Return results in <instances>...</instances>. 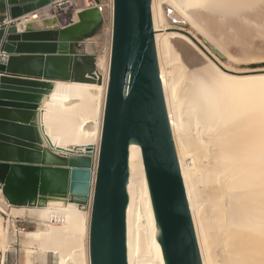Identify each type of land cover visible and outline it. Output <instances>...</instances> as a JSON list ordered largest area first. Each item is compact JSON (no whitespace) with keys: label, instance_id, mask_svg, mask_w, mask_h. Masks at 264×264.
Returning a JSON list of instances; mask_svg holds the SVG:
<instances>
[{"label":"bare ground","instance_id":"6f19581e","mask_svg":"<svg viewBox=\"0 0 264 264\" xmlns=\"http://www.w3.org/2000/svg\"><path fill=\"white\" fill-rule=\"evenodd\" d=\"M74 4L79 10L95 5L103 11L101 1L75 0ZM57 7L64 10L61 4ZM151 12L165 103L202 262L264 264V74L257 69L221 68L201 56L189 59L192 51L178 44L188 42L183 33L189 32L170 25L174 18L184 20L212 50L235 62L231 51L239 50H231L235 44L228 47L221 37L216 39L219 33L214 37L213 26L228 27L231 19L258 25L264 18V0H151ZM29 18L38 28L58 25L55 16L44 18L41 12ZM110 33L109 54L96 57L98 78L92 83L50 82L51 91L39 107L38 122L43 129L39 133L47 160L60 165L68 161L91 165L94 160L91 194L82 204L61 195L39 200L32 207H15L0 188V264H5L17 243L11 216L39 222L37 231L25 234V264H48L50 257L55 264H90L89 228L110 73ZM229 33L224 32L225 36ZM237 36L240 40L242 34ZM71 50L93 53L90 41L80 47L72 45ZM72 150L74 154L68 153ZM128 195V264H164L137 144L129 150Z\"/></svg>","mask_w":264,"mask_h":264},{"label":"water","instance_id":"95a60500","mask_svg":"<svg viewBox=\"0 0 264 264\" xmlns=\"http://www.w3.org/2000/svg\"><path fill=\"white\" fill-rule=\"evenodd\" d=\"M60 1L5 2L14 23L0 29V188L15 207L61 195L82 204L92 190L94 160L91 165L51 163L39 133V107L51 91L50 82L92 83L98 78L95 54L71 50L102 25L103 19L96 21L102 13L95 5L81 8L77 22L70 18L62 24L56 17L54 28L27 22L33 13ZM23 19L27 23L20 30ZM132 144L141 149L164 264H203L163 93L151 0L113 1L110 73L89 228L90 264H128Z\"/></svg>","mask_w":264,"mask_h":264},{"label":"rangeland","instance_id":"374dc122","mask_svg":"<svg viewBox=\"0 0 264 264\" xmlns=\"http://www.w3.org/2000/svg\"><path fill=\"white\" fill-rule=\"evenodd\" d=\"M73 1H75V0H73ZM100 1H101L100 6H102L101 9L103 10L102 11V19H103L102 25L99 27V29L97 30L95 35H93L92 37H89V38L85 39L84 41H82L83 43L90 41V43L93 47V54H95L96 57H97V55L98 56H103V55L107 56L109 54L110 43H111V33L110 32L112 30V27H110V26H112L110 0H100ZM76 6H78V5H76ZM76 6H73L71 8H68V6H63L64 10L60 12L58 7L54 5L51 8H49L48 11L44 10L43 12H41V14H43L44 12H48L49 13L48 16H50V17L55 16V17L60 18L62 24L66 23L67 20L70 18H73V19L76 18V22H77L78 21L77 13L79 12V9ZM48 16L45 15L43 17L48 18ZM261 19H260L261 23L259 22V24H262V27H260L259 24H258L259 26L256 24L252 25L251 23L241 24L239 20H235V19H231L230 22H228V24H229L228 27H227V25L221 26V24L218 25V23H217L218 27L221 26V27H219L220 29H217L218 30L217 33H216L217 25L215 24L213 26V29L215 28L214 29L215 32L213 31L214 37H217V36L219 37L216 39L220 40V37H221V40H225L224 41L225 43L228 44L229 42H231L228 45L226 44V46L230 47L232 44H235V45H237V43L239 44L236 47H235V45H233L234 47L231 46V48H230L231 50L232 49L235 50V48H236L237 51L239 50L238 53L242 51V54L240 53L241 55H237L238 53L236 51H234V53H233V51H231L232 54H234V56L237 58V61H235V62H229V60L227 59L226 56L225 57L222 56L223 57L222 59L219 58L213 52V50L210 49V46H208V44L206 43V41L204 40L202 35H199L196 31L192 30L190 28V26L184 25L186 23V22H184V20L180 21V18H179V20L177 18H174V20L170 22V25H171V27H174V28H184L185 30H187L189 32V34L183 33L184 36L187 38L188 42H178V44L180 43L181 46H184V45H185V47L187 46L186 49L188 51L189 50L192 51V54L190 55L189 59L197 57V56H201L203 59H205V61L207 63H213L216 66L221 67V68H222V66L232 67L233 69L239 70V71L257 69V70H261L260 74H264V71H263L264 70V54H262L263 49L261 48V47H264V18H263V20H261ZM178 21L182 22L183 24L179 23ZM235 23H237V24L235 25ZM238 23H239V25H238ZM233 24L235 25V27ZM237 26L240 28L237 29L238 28ZM244 27H246V28H244ZM223 28L226 31H224ZM231 28L232 29L234 28V29L231 30ZM235 28L238 30V32H237V30H235ZM256 29L258 31H256ZM221 30H222V35H224L223 37L220 33ZM239 30H240V32H239ZM251 30H253V31H251ZM254 30L256 32H254ZM223 31L225 32V34L231 32V33H229L230 36L226 35L227 36L226 37ZM246 31H247V33H246ZM174 32H176V31H174ZM232 32L233 33L235 32V34H233ZM218 33H219V35H217ZM253 33H254L255 37L253 36ZM241 34H242V36H241ZM245 34L246 35L251 34L250 36H253V37L250 38L249 35H248L249 37H247ZM215 35H217V36H215ZM237 35L241 36L240 40H239V37ZM224 37H225V39H223ZM230 37H232V38H230ZM241 38L243 40L244 39L245 40L242 41ZM253 38L256 39L257 44H256V42L254 43L253 40H251ZM229 39H233L234 43L232 42V40L229 41ZM234 39H236V41ZM239 41H241V42H239ZM83 43H81V44H83ZM180 44H179V46H180ZM259 44H261L262 46ZM248 45L251 47L249 48ZM258 46L260 48H258ZM244 49H245L246 53L244 52ZM255 49H257V50L255 51ZM247 51L249 54L247 53ZM260 53L262 54V56L260 55ZM11 222L13 225H15V234L17 235V243L14 246V251L7 254L5 264H25L24 247H23V243L25 240V234L27 232L37 231L40 228L39 222L37 220H35L34 218H32V217L30 218L27 216H24V217L11 216ZM38 264H41V263H38ZM48 264H55L54 258L50 257L48 260Z\"/></svg>","mask_w":264,"mask_h":264},{"label":"crops","instance_id":"0c3cea01","mask_svg":"<svg viewBox=\"0 0 264 264\" xmlns=\"http://www.w3.org/2000/svg\"><path fill=\"white\" fill-rule=\"evenodd\" d=\"M45 15H49V13L48 12H44L42 14V16H45ZM6 19H8V17H7V6L5 5V1L0 0V23L4 22ZM30 19L31 18H29L27 22L33 21V19H31V20ZM23 21H24V19H23ZM27 22H25V23H27ZM44 26L45 27H53L54 25L53 24L41 25L42 28H44ZM18 28L20 30L23 29V24L18 25ZM17 33H21V31H17Z\"/></svg>","mask_w":264,"mask_h":264},{"label":"built area","instance_id":"2783aa9c","mask_svg":"<svg viewBox=\"0 0 264 264\" xmlns=\"http://www.w3.org/2000/svg\"><path fill=\"white\" fill-rule=\"evenodd\" d=\"M3 1L6 2L7 0H3ZM110 2L112 3L111 0H110ZM58 4H61V5H63V6H68V8H71V7H73V6H76V5L74 4V1H73V0H63V1H61V2H58V3H55V4L50 5L49 8H51V7L54 6V5H55V6H58ZM7 10H8V8H7ZM39 12H42V10L39 11ZM13 23H14V22H12V21L6 19L4 22L0 23V29H1V28H6V27L12 25ZM98 158H99V152H98V156H97V159H96V163H98Z\"/></svg>","mask_w":264,"mask_h":264}]
</instances>
